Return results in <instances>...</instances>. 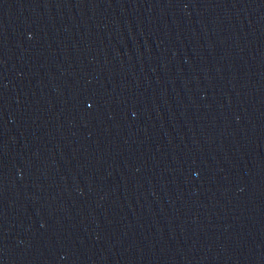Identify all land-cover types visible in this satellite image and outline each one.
Segmentation results:
<instances>
[{
    "label": "water",
    "instance_id": "95a60500",
    "mask_svg": "<svg viewBox=\"0 0 264 264\" xmlns=\"http://www.w3.org/2000/svg\"><path fill=\"white\" fill-rule=\"evenodd\" d=\"M0 264H264V0H0Z\"/></svg>",
    "mask_w": 264,
    "mask_h": 264
}]
</instances>
